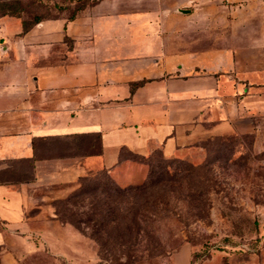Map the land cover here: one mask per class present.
Segmentation results:
<instances>
[{
  "label": "crops",
  "instance_id": "crops-1",
  "mask_svg": "<svg viewBox=\"0 0 264 264\" xmlns=\"http://www.w3.org/2000/svg\"><path fill=\"white\" fill-rule=\"evenodd\" d=\"M91 1L72 19L27 30L0 16V249L8 258L40 251L60 264H94L92 239L54 205L80 178L104 171L120 187L134 185L154 151L190 159L210 136L264 135V0ZM192 31L214 33L212 44L192 45ZM192 261L185 246L172 254L173 264ZM213 264H264V243L258 255Z\"/></svg>",
  "mask_w": 264,
  "mask_h": 264
},
{
  "label": "rangeland",
  "instance_id": "rangeland-1",
  "mask_svg": "<svg viewBox=\"0 0 264 264\" xmlns=\"http://www.w3.org/2000/svg\"><path fill=\"white\" fill-rule=\"evenodd\" d=\"M22 1L23 16L30 20L34 15L67 18L73 7L90 0ZM11 4L0 0V13ZM202 32H191L192 45L212 44L215 34ZM238 34L239 42L246 38V31ZM220 35L225 44V35ZM199 145L202 152L190 159H164L154 151L140 160L146 175L138 184L120 187L97 172L80 178L55 201L59 215L75 220L92 239L94 264H173L172 254L183 246L190 248L194 264L260 253L264 135L245 129L233 136L207 137ZM32 253L15 256L13 264H60L43 252ZM13 259L0 249V264Z\"/></svg>",
  "mask_w": 264,
  "mask_h": 264
},
{
  "label": "trees",
  "instance_id": "trees-1",
  "mask_svg": "<svg viewBox=\"0 0 264 264\" xmlns=\"http://www.w3.org/2000/svg\"><path fill=\"white\" fill-rule=\"evenodd\" d=\"M11 1V5L9 6V9L6 10V11H2L0 13V16L2 15H8V16H14V17H17L19 18L21 21H22V25H23V28L24 30H27L29 29L30 27H32L34 24L38 23L39 21L41 20H44V19H50V18H56V17H59V16H62L61 14H58L54 17H43L41 15H34L30 20H27L24 18L23 16V13H24V10L22 9V4H23V1L22 0H10ZM71 1V0H69ZM93 3V1H87V3H85L84 5H79V6H75L72 8L71 10V13L69 16H67L68 19H72L75 17L76 13L78 11H80L81 9L85 8L88 4H91ZM56 7L58 9H62V7H59L58 5H56ZM66 7V6H65ZM63 10V9H62ZM161 154V153H160ZM162 156V154H161ZM163 157V156H162ZM164 158V157H163ZM144 159V158H143ZM142 159V160H143ZM164 159H167V158H164ZM101 173H103L104 175H106L112 182L113 180L104 172V171H101ZM83 178V177H82ZM82 180V179H81ZM139 186V185H136V187ZM134 187V186H133ZM120 188V187H118ZM55 211H56V214L58 215V217L64 221V222H68L70 224H72L74 227H76L80 232H82L83 234L87 235L84 231H82L78 226H77V223L75 220L71 219V218H68V217H63V216H60L58 211L56 210V207H55ZM90 237V236H88Z\"/></svg>",
  "mask_w": 264,
  "mask_h": 264
},
{
  "label": "water",
  "instance_id": "water-1",
  "mask_svg": "<svg viewBox=\"0 0 264 264\" xmlns=\"http://www.w3.org/2000/svg\"><path fill=\"white\" fill-rule=\"evenodd\" d=\"M182 11L188 12L189 10H182Z\"/></svg>",
  "mask_w": 264,
  "mask_h": 264
}]
</instances>
